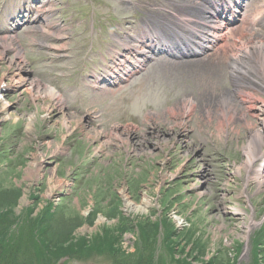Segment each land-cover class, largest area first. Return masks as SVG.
<instances>
[{
    "label": "rangeland",
    "instance_id": "rangeland-1",
    "mask_svg": "<svg viewBox=\"0 0 264 264\" xmlns=\"http://www.w3.org/2000/svg\"><path fill=\"white\" fill-rule=\"evenodd\" d=\"M19 1L0 0L2 13L14 14ZM52 1L47 31L33 18L0 36L16 34L9 53L0 52V78L19 71L65 100L60 109L21 89L0 90L9 115L0 114V263L264 264V183L254 179L262 162L242 168L247 129L234 124L217 137L203 100L189 113L180 109L205 91L212 99L230 93L228 69L153 67L119 91L86 90L78 74L87 59L98 64L114 51L119 19L131 22L125 30L121 20L123 36L137 34L149 10L162 14L160 0ZM162 1L165 9L175 2ZM263 27L245 35L264 36ZM58 30L64 39L50 36ZM93 112L102 127L86 124ZM213 114L221 119L219 109ZM233 115L256 122L251 104ZM130 123L137 130L118 141L113 134ZM122 195L138 207L145 196L149 205L127 210ZM77 248L80 258L65 256Z\"/></svg>",
    "mask_w": 264,
    "mask_h": 264
},
{
    "label": "bare ground",
    "instance_id": "bare-ground-1",
    "mask_svg": "<svg viewBox=\"0 0 264 264\" xmlns=\"http://www.w3.org/2000/svg\"><path fill=\"white\" fill-rule=\"evenodd\" d=\"M182 1L183 0H176V4L172 5L171 21L172 19L177 20V17H186L187 14H184L183 11L184 7L186 8L187 13L190 11V8L187 5L182 4ZM38 7L40 8H38L37 11L42 14L48 12L47 10H44L41 5ZM157 17L159 16L157 15ZM41 22L44 24L43 30L45 29V31H47L49 27H52V22H49L48 20ZM149 22L152 26L160 25L163 28H167L166 26L168 24L167 19L149 20ZM174 31L175 30L170 26V32ZM50 36L61 40L64 39L63 33L59 30L52 32ZM13 40L14 38L12 37L0 39L1 55L4 56L7 54L9 47L13 46ZM226 43H229L230 46H222L221 50L206 55L204 59L193 60V62H195L193 64L192 60L187 59L185 61L183 59V54L181 53L182 58L178 59V61H181L179 62L178 67L179 69H188L191 72L199 70L205 72L206 69H210L212 67L217 69V66L222 68L225 67L228 69L233 90L230 93L216 94L214 99H212V91V94L210 95H208L207 91H205L204 94L200 97L198 96L196 100L192 99L190 101V99H185L182 101L180 109L185 114L189 113L192 110H196L199 106V100H203L202 104L207 105L204 109L206 117L211 119V121H217L215 127L217 137L224 136L228 128H232L234 124L236 125L235 127H239L242 123V127L244 126L248 131L247 144L242 148L245 156V162L242 168L251 171L253 169V164L260 160L262 163H260L258 169H255L256 172H259V175L256 173L257 175H255L254 179L259 185H262V183H264L263 178L261 177V173L264 172V38L254 34L248 36H238L231 31L226 39ZM17 55H19V53H17ZM18 66L20 67L19 63ZM5 80L10 82V84L6 87L3 86L5 84ZM8 89H21L27 91L28 94L34 95V100L40 99L42 101L48 100L51 103L55 102L60 109H63L65 105V102L53 89L49 87H35L32 81L26 78L25 74H21L19 71L15 72L12 76L10 75L8 78L5 76L0 78V90L2 91ZM247 104L254 105L255 123H249L245 116L241 118L238 115H236V117L233 115L237 109H244ZM52 105L55 107L54 104ZM7 107L8 103L0 98V114L3 115L4 118L9 117V115H5ZM218 109L221 113V119L217 120V118L214 119L213 112ZM46 110H49V106H46ZM180 113L181 112H179L178 109H172L169 112L172 116H179ZM70 122L71 121L68 123ZM63 124L67 127V122H63ZM133 133L134 130L124 128L113 135L118 141L122 142V135H124V139L128 141ZM156 145L159 146V143ZM36 171L37 173H35L37 175L39 170L36 169ZM27 176L31 178V172L28 173ZM122 197L125 200V207L127 210L144 211L145 207L149 205V201L145 196L143 198V206L139 207L129 201L128 197L125 195H122Z\"/></svg>",
    "mask_w": 264,
    "mask_h": 264
},
{
    "label": "trees",
    "instance_id": "trees-1",
    "mask_svg": "<svg viewBox=\"0 0 264 264\" xmlns=\"http://www.w3.org/2000/svg\"><path fill=\"white\" fill-rule=\"evenodd\" d=\"M1 234H0V238L3 240V237L1 236ZM77 249H79V248H77ZM77 249H75V250H77ZM79 251H81V250L79 249ZM8 252H9V254L14 255V253H11V250L8 251ZM83 252H85V251H81V252L77 253V251H74V249L73 250L72 249L71 250L69 249V250L65 251V256L69 255V256H72V257L80 258L81 257L80 255ZM142 259H143V261H138L137 264H146L147 263L145 257H143ZM0 264H7V263L3 262V263H0Z\"/></svg>",
    "mask_w": 264,
    "mask_h": 264
}]
</instances>
